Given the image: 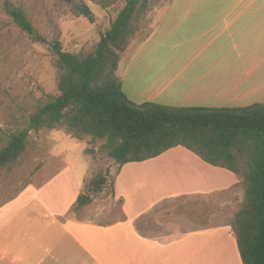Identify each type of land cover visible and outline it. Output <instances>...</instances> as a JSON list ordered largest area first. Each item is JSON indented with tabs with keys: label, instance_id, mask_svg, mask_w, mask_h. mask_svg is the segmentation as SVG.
Instances as JSON below:
<instances>
[{
	"label": "rangeland",
	"instance_id": "1",
	"mask_svg": "<svg viewBox=\"0 0 264 264\" xmlns=\"http://www.w3.org/2000/svg\"><path fill=\"white\" fill-rule=\"evenodd\" d=\"M4 1H8V6ZM74 1L90 9L93 22L59 0H0V148L12 133L27 127L32 112L51 95L58 94L51 42L58 38L64 51L84 56L94 50L100 34L109 28L123 6V0H107L106 7L99 0ZM196 4L234 6L233 14L247 17V21L243 28L239 23L232 25L213 42L219 26L214 25L205 35L203 31L213 24L215 13H199L187 7ZM17 7L23 9L42 39L21 31L13 22L9 9ZM258 8L264 10V0L153 2L118 64L116 73L124 94L138 105L156 102L181 107L243 108L253 101L264 107V82L257 85L264 79V21L252 24L253 12ZM210 41L212 44L204 50ZM252 84H256L253 86L256 97L248 95L236 100ZM209 89L213 90L212 94ZM195 91L203 95L194 94ZM234 93L236 98H228ZM151 96L156 101L149 100ZM100 144L101 141L90 137L78 141L62 129L30 131L25 150L17 161L0 170V204L14 198L27 184L40 186L60 173L56 181L39 190V196L50 203V208L63 207L81 190L84 175L90 178L108 169L107 184L91 206L78 210L72 207L69 216L93 219L102 211L109 216L118 214L120 201L111 194L117 165L98 150ZM176 148L177 157L157 160L152 169H137L132 165L123 169L118 192L125 197L124 209L130 215L158 197L190 188L194 182L210 180L209 170H203L197 161L182 154H188V150ZM170 159V164L165 163ZM221 180L229 178L222 174ZM34 191V187L27 189L16 202ZM242 195L243 185L239 184L235 189L167 199L136 222L137 229L155 241H138L135 249L139 256L133 261L136 264H241L231 227L212 233L205 231L171 246L157 239L175 240L188 231L213 226L212 213L220 216L215 225H230ZM15 203L0 211V264H98L67 234L72 230L79 235L76 226L62 225L58 217L46 214L36 200L29 201L22 209H17ZM115 244H110L113 255L107 257L108 264L124 260V256H116L118 245ZM184 244L188 252L178 256L176 252ZM123 264L132 263L125 260Z\"/></svg>",
	"mask_w": 264,
	"mask_h": 264
},
{
	"label": "trees",
	"instance_id": "2",
	"mask_svg": "<svg viewBox=\"0 0 264 264\" xmlns=\"http://www.w3.org/2000/svg\"><path fill=\"white\" fill-rule=\"evenodd\" d=\"M93 22L82 2L59 0ZM157 0H123L109 28L100 34L93 51L84 56L64 51L55 38L58 94L29 115L27 127L12 133L0 148V170L14 164L25 150L30 131L64 130L74 139L101 141L98 150L117 165L141 162L174 147H183L204 162L235 174L243 197L230 227L241 264H264V107L243 108L167 106L156 102L135 104L122 90L117 76L121 55L150 5ZM103 7L107 0H99ZM8 6V1H4ZM21 31L42 39L23 9H9ZM87 152V150H85ZM109 170L84 179L74 209L90 204L107 184ZM114 181V179H113ZM113 181L111 194H113Z\"/></svg>",
	"mask_w": 264,
	"mask_h": 264
},
{
	"label": "crops",
	"instance_id": "3",
	"mask_svg": "<svg viewBox=\"0 0 264 264\" xmlns=\"http://www.w3.org/2000/svg\"><path fill=\"white\" fill-rule=\"evenodd\" d=\"M187 7H189L190 10L193 9L195 10V12H199V13H215L212 16L214 18L213 24L211 26L206 27V29H204L203 31V35H205L208 32H210L213 28H215L214 25L219 26L218 32H216L213 35V38H212L213 42L219 37H221L222 34H224L228 29H230L232 25H237L239 23L241 25V28H243L244 23H246L247 21V17H243L241 15L238 16V15L233 14L236 11L234 6L196 4V5H190ZM190 10H187V11L190 12ZM256 13H258V15H256ZM259 21H264V10H260V8H258V11L253 12L252 24H257ZM211 41L208 42L209 44L204 46V50L207 49L208 45L212 44ZM263 82H264V79L260 81L259 83H257V85H261L263 84ZM254 85L256 84H252L251 88L247 90L245 94L238 96L236 100L240 101L242 99H245L248 97V95L253 96L254 95L253 94ZM211 91L213 93V90L209 89V94H212ZM194 94H199L200 96L203 95L202 93H199L196 91L194 92ZM236 96H237V93H234V95L230 94L228 98H231V97L236 98ZM151 97L152 98L149 100L156 101L154 100L156 98H154L153 96ZM202 98L203 97H198V99L200 100H202ZM252 104H253V101H252ZM177 150L179 149L174 147L160 154L157 157L147 159L141 162L125 163L119 168L118 173H115L114 181H113V197L116 200L120 201L118 214L116 215L112 214L111 216H109L102 211V213H100V215H98L97 218H93V219H90L88 217H83V216L82 218H75V217L69 216L71 208L74 207V203H75L77 195L83 190L84 179L86 178L85 175L83 178L82 188L79 192L76 193L73 200L68 201L63 207L58 206L56 208H50V203L48 204L47 200L44 197H42L41 195L39 196V190L45 187L46 185L50 184L51 182L56 181V179L60 177V173L58 174L56 173L55 175H53L50 179L45 181L40 186H36L33 184H27L14 198H11L7 200L6 202L0 204V211H2V209L6 207L11 208L10 206L13 205V203H15L16 201H18V198L22 193H24L27 189L34 187L35 191L33 194L28 195L25 199H21V201L15 203V204H18L17 209H22L27 205L29 201L36 200L40 202L41 206L46 211V214H50L52 216L58 217L62 225L65 223V224H69L71 226L74 225L77 227L76 229L78 230L79 235H76L74 231L72 230H68L67 234L72 238L73 242H75L76 246L79 249L82 248L86 251L87 254H89L90 256H93V258H95L98 264H106V262L108 264L109 261L107 260V257L109 255L112 257L113 255L112 252H110V249L113 251L110 244L116 246L115 242L118 245L116 249V256L118 254L124 256L123 261H117V263L115 264H123L125 260H130L132 264H136V262H134L133 260L139 256V252L135 249L136 245L138 244V241L142 242V240H145V239L147 240L149 239L150 241H155L154 237H150L145 234H142L137 229L136 222L138 221L139 218H141L146 213L152 211L154 208L158 207L159 205L163 204L164 201H166L167 199L175 198L176 196H180L182 194H205V193L207 194V193H211L215 191L235 189L236 187L234 188V185L239 182L238 177L232 172L224 168H221V167L212 166L204 162L203 160H201L198 156H196L189 150L187 151L186 149L188 154H185L183 152L182 154L186 155L187 159L189 160L197 161L200 164L199 167H202L203 170L205 169L209 170L211 174H208V171H207V174L210 176V180L208 182H205V181L194 182L192 185H190V188L176 190V191L169 193L168 195H163L161 198L158 197V199H155L154 201L150 202L147 206L144 205L143 208H140L136 214L134 213L133 215H130L128 212H126V209H124V207L126 206L125 197L121 193L118 192V184L120 183L119 180H120L123 169H125L129 165H132L135 167L137 166L136 167L137 169L138 168L147 169V170L152 169L155 166V162L157 160H159L157 162H160L161 160L169 159L170 156L177 157L179 155L178 152H175ZM183 150H185V148ZM171 152L172 154H170ZM165 155H167V157H165ZM171 162L172 160L170 159V160H167L165 163L170 164ZM137 171H141V170H137ZM225 172H228V173H225ZM222 174H225V176H228L229 180L222 181L221 180ZM91 203L82 208L91 206ZM219 218H220L219 215L215 216V213H212L210 216V219H211L210 221L213 223V226L188 231L184 233V235L179 239L170 240V241L168 239L162 240L163 242L160 239H157V238L155 239L160 241V243L163 245L171 246L172 244H177V242L181 243L184 241H188L190 237H193L196 235H203L205 234V231H207L208 233H212L217 230H220L221 228L230 227V225L228 226L221 225V224L215 225V223L219 221ZM5 219H9V216H6ZM1 223L2 222H0V224ZM125 239L127 241V244H125ZM131 242H132V245L130 244ZM186 245L187 244H184L182 245L181 248L178 249V251L176 252L178 256L182 252H188ZM125 249H128V251H125Z\"/></svg>",
	"mask_w": 264,
	"mask_h": 264
}]
</instances>
